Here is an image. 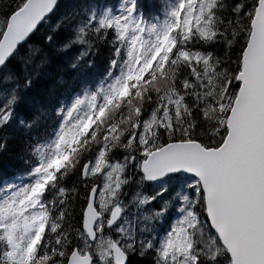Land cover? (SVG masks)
<instances>
[{
  "label": "snow or ice",
  "instance_id": "1",
  "mask_svg": "<svg viewBox=\"0 0 264 264\" xmlns=\"http://www.w3.org/2000/svg\"><path fill=\"white\" fill-rule=\"evenodd\" d=\"M55 3L0 0V66ZM90 22L119 74L57 108L27 182L0 187V264H264V0H176L154 23L130 0Z\"/></svg>",
  "mask_w": 264,
  "mask_h": 264
},
{
  "label": "trees",
  "instance_id": "2",
  "mask_svg": "<svg viewBox=\"0 0 264 264\" xmlns=\"http://www.w3.org/2000/svg\"><path fill=\"white\" fill-rule=\"evenodd\" d=\"M120 0H60L48 20L42 23L28 38V42L0 70V81L19 85L21 102L15 107L9 122L0 127V185L14 179L18 174L29 172L35 157L24 163L20 156L33 142L50 139L59 125L62 115L56 116L57 108H67L75 95L85 88L95 87L98 79L112 74L111 31L100 39L91 35V28L102 10H114ZM162 0H136L137 12L147 20L161 10ZM233 3L236 0H232ZM83 26V27H81ZM85 34L81 37L80 29ZM51 39L46 42V37ZM39 49L33 56L32 51ZM47 60L42 66L37 63ZM119 63V62H118ZM22 68V65H25ZM38 72L30 88L24 87L25 77ZM18 79H15L17 78ZM0 88V90H2ZM23 119L25 124L19 121ZM31 122L28 127L27 123ZM212 128L205 124L203 134L208 141Z\"/></svg>",
  "mask_w": 264,
  "mask_h": 264
},
{
  "label": "rangeland",
  "instance_id": "3",
  "mask_svg": "<svg viewBox=\"0 0 264 264\" xmlns=\"http://www.w3.org/2000/svg\"><path fill=\"white\" fill-rule=\"evenodd\" d=\"M130 2V0H122L121 2H120V4H119V6H118V8L115 10V11H108V12H110V13H112V14H120L121 13V10L123 9V8H125L127 5H128V3ZM175 2H176V0H166L165 2H164V5H163V8H162V12L160 13V15H158L156 18H154V19H151V20H147V21H149V22H157L158 20H162L163 18H164V9L167 7V6H169V5H172V4H175ZM102 15V14H101ZM100 15V16H101ZM99 16V17H100ZM119 71H120V69H119ZM119 71H118V73L117 74H115L114 76H111V78L110 77H107L106 79H108V78H110V79H108V80H100L99 82H98V84H97V86H96V89H87V90H85L81 95H79V96H82V95H84L85 93H91V92H95V91H97L98 89H101V88H105V87H107V85L111 82V80L116 76V75H118L119 74ZM78 97V96H77ZM77 97H74V99H73V101H72V103L74 102V100L77 98ZM4 100H0V105H5L4 104ZM71 103V104H72ZM70 104V105H71ZM210 132V130L208 131V133ZM27 180H28V177H27V175H24V176H21V177H19L16 181H12V182H10V183H4V185L5 184H19V183H24V182H27ZM3 185V186H4ZM2 187V186H1ZM177 215H178V213H177ZM176 218V215L174 216V218L173 219H175Z\"/></svg>",
  "mask_w": 264,
  "mask_h": 264
},
{
  "label": "water",
  "instance_id": "4",
  "mask_svg": "<svg viewBox=\"0 0 264 264\" xmlns=\"http://www.w3.org/2000/svg\"><path fill=\"white\" fill-rule=\"evenodd\" d=\"M56 2H57V0H56ZM55 4H56V3H55ZM53 8H54V7H53ZM53 8H52V10H53ZM52 10H51V11H52ZM51 11H50V12H51ZM50 12H49V13H50ZM49 13H47V14H49ZM47 14H46V15H47ZM29 36H30V35H29ZM21 42H22V41H21ZM21 42H20V43H21ZM9 57H10V56H9ZM9 57H8V58H9ZM8 58H7V59H8ZM0 67H1V66H0Z\"/></svg>",
  "mask_w": 264,
  "mask_h": 264
}]
</instances>
